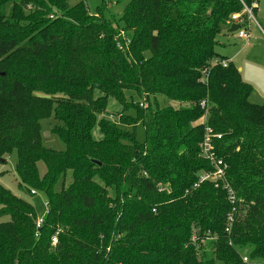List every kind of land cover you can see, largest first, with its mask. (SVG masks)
Instances as JSON below:
<instances>
[{
    "label": "trees",
    "instance_id": "16d2710c",
    "mask_svg": "<svg viewBox=\"0 0 264 264\" xmlns=\"http://www.w3.org/2000/svg\"><path fill=\"white\" fill-rule=\"evenodd\" d=\"M114 2L90 14L0 0V164L15 154L19 190L48 208L37 229L35 208L0 185V264H264V103L215 51L251 0H123L119 16ZM205 112L234 206L221 184L184 193L213 171L199 155ZM50 118L63 151L42 143Z\"/></svg>",
    "mask_w": 264,
    "mask_h": 264
},
{
    "label": "rangeland",
    "instance_id": "374dc122",
    "mask_svg": "<svg viewBox=\"0 0 264 264\" xmlns=\"http://www.w3.org/2000/svg\"><path fill=\"white\" fill-rule=\"evenodd\" d=\"M66 1L70 6H73L80 1L86 2L88 4L87 7L90 14L93 13L96 6L100 4V0ZM120 1L121 4L115 5L113 4L115 3L113 0V8L110 9V11L116 16H119L123 10V0ZM108 6L110 8V4ZM249 6L252 7V10H254V12H252V20L248 24H244L242 26L243 30L249 28L247 31L249 39L247 41L240 40L236 38V31L233 33L224 31L217 37L215 51L220 57L231 62L233 67L238 70L241 81L245 84H248L252 88L253 91L249 97V102L254 105H261L264 103V0H260L254 6L251 0ZM7 12L9 15L10 5H8ZM26 12L27 8H23V13L25 16L28 15ZM148 98L149 102H152V97ZM156 100L159 106L163 107V98L156 96ZM137 101L143 103V108H146L148 104L147 102L138 99ZM121 111L122 110L119 105L110 99L108 101L107 112L103 117L113 122L115 120L113 116ZM129 113L130 111H128L127 114ZM57 124L58 123L53 121L52 118L43 120L41 122V139L45 147L54 149L56 151H63L64 145L59 140V138L51 132L52 128ZM100 137L101 136L98 132V129L95 128L93 131V138L99 140ZM135 137L139 143H143L145 141L144 127L140 123L137 124L135 128ZM14 165L15 154L9 156L5 163L0 164V185L10 191L13 195L22 198L31 204V206L35 208L37 219L44 218L46 205L45 195L42 192H36L35 195H28L20 191L18 188L19 180L15 174ZM38 169L40 175L45 173V167L43 164H38ZM69 182L70 179L67 177L66 184L68 185ZM8 219V217L0 218V222L7 221Z\"/></svg>",
    "mask_w": 264,
    "mask_h": 264
},
{
    "label": "built area",
    "instance_id": "2783aa9c",
    "mask_svg": "<svg viewBox=\"0 0 264 264\" xmlns=\"http://www.w3.org/2000/svg\"><path fill=\"white\" fill-rule=\"evenodd\" d=\"M259 0H252V4L253 6L258 2ZM252 7H246L245 5H243V10L241 13H237L234 14L230 17V21L232 25H238L239 29L236 31V38L240 39V40H244L247 41L249 39V35L247 33L246 29H242V26L244 24H248L251 20H252ZM241 26V27H240ZM122 36V34H121ZM123 38V36H122ZM123 43H121L120 41L116 42V45L118 48L124 50L127 49L130 40L124 38L123 39ZM229 63V61L224 60L221 61L219 64L225 68L227 66V64ZM217 64V63H216ZM202 81H207L205 72L203 73V79ZM201 108H204V110L206 111V103L205 102H201L200 104ZM139 107L143 108V103L139 102ZM206 120H207V114L205 112L203 118H202V124L204 125V136H203V140L201 142V144L199 145L200 148V157L207 161L213 168V171H208V172H202L200 173V175L198 176V180L195 184H193L191 189L186 190L184 193L185 195H188L191 193V191L197 189L199 187L200 184L204 183V182H209L212 183L214 185L215 188H218L221 184L223 190L226 193V199L227 202L234 206L236 204V196L234 191L228 186V184L226 183V179H225V170H226V166L225 164L220 161V160H216L215 156H214V149H213V145H212V140L213 138L216 139H220L219 135H213L211 129L206 125ZM167 191L168 187L166 188ZM31 195H35V192H31ZM234 208H233V212H234ZM48 214V208H47V204L45 205V216ZM43 222V218L41 219H36V227L37 229L40 228L41 224ZM233 223V217L232 215H228L227 216V220H226V229L225 232L229 233V229L231 228L230 226ZM53 243L56 242V239L53 238L52 239ZM242 262L246 263L248 262V258L246 256H244L242 258Z\"/></svg>",
    "mask_w": 264,
    "mask_h": 264
},
{
    "label": "water",
    "instance_id": "95a60500",
    "mask_svg": "<svg viewBox=\"0 0 264 264\" xmlns=\"http://www.w3.org/2000/svg\"><path fill=\"white\" fill-rule=\"evenodd\" d=\"M238 29H239V26L238 25H231V27L229 28L228 32L229 33H233L235 31H237ZM1 163H4V161L1 160ZM168 190H169V188H168Z\"/></svg>",
    "mask_w": 264,
    "mask_h": 264
},
{
    "label": "crops",
    "instance_id": "0c3cea01",
    "mask_svg": "<svg viewBox=\"0 0 264 264\" xmlns=\"http://www.w3.org/2000/svg\"><path fill=\"white\" fill-rule=\"evenodd\" d=\"M259 1H260V0H259ZM259 1H258V2H259ZM252 12H254V10H253ZM246 30L248 31V30H249V28H246ZM247 33H248V32H247Z\"/></svg>",
    "mask_w": 264,
    "mask_h": 264
}]
</instances>
